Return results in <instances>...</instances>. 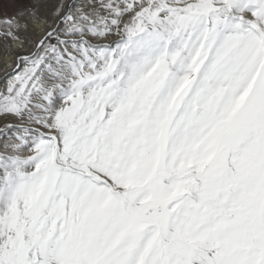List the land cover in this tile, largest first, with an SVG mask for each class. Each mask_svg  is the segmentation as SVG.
<instances>
[{
    "label": "snow or ice",
    "instance_id": "6c2138e0",
    "mask_svg": "<svg viewBox=\"0 0 264 264\" xmlns=\"http://www.w3.org/2000/svg\"><path fill=\"white\" fill-rule=\"evenodd\" d=\"M0 25V264H264V0Z\"/></svg>",
    "mask_w": 264,
    "mask_h": 264
},
{
    "label": "rangeland",
    "instance_id": "374dc122",
    "mask_svg": "<svg viewBox=\"0 0 264 264\" xmlns=\"http://www.w3.org/2000/svg\"><path fill=\"white\" fill-rule=\"evenodd\" d=\"M29 4L30 0H0V20H3L5 17L16 15L19 11L28 8ZM0 31H3L2 25H0ZM7 53L8 51L5 48V41L0 39V58Z\"/></svg>",
    "mask_w": 264,
    "mask_h": 264
},
{
    "label": "bare ground",
    "instance_id": "6f19581e",
    "mask_svg": "<svg viewBox=\"0 0 264 264\" xmlns=\"http://www.w3.org/2000/svg\"><path fill=\"white\" fill-rule=\"evenodd\" d=\"M58 3V0H48L49 8L50 10L55 7V5ZM31 30V26H30ZM34 38V37H31ZM14 60V57L8 52L5 56L0 58V87L3 86V77L5 72H12L13 68L8 67L9 64H12ZM14 67V64H13Z\"/></svg>",
    "mask_w": 264,
    "mask_h": 264
}]
</instances>
